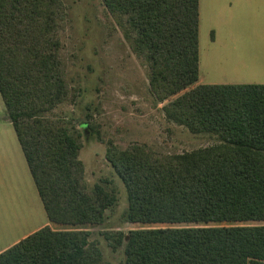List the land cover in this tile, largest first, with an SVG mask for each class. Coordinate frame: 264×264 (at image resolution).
Returning <instances> with one entry per match:
<instances>
[{
    "label": "trees",
    "instance_id": "16d2710c",
    "mask_svg": "<svg viewBox=\"0 0 264 264\" xmlns=\"http://www.w3.org/2000/svg\"><path fill=\"white\" fill-rule=\"evenodd\" d=\"M101 1L147 65L156 99L187 89L162 106L165 117L218 136L212 146L174 154L108 146L127 192V221L194 224L109 233L124 245V264H264V223H244L264 221V84H195L199 0ZM64 17L62 0H0V96L47 218L97 224L113 198L84 180L80 131L44 116L69 96ZM89 236L43 226L0 252V264H98Z\"/></svg>",
    "mask_w": 264,
    "mask_h": 264
},
{
    "label": "rangeland",
    "instance_id": "374dc122",
    "mask_svg": "<svg viewBox=\"0 0 264 264\" xmlns=\"http://www.w3.org/2000/svg\"><path fill=\"white\" fill-rule=\"evenodd\" d=\"M62 1L65 17L59 35L60 53L69 96L44 116L65 120L72 135H76L75 129L80 131L78 158L84 166V180L90 188L102 185L111 194L113 203L106 209L101 223L48 221L0 97V154L8 160L0 174V218L16 221L14 233L9 236L5 226L7 235L4 239L0 237V245L3 242L11 245L45 223L55 230H88L89 241L100 248L98 264H124V245L117 243V233H109L127 235L129 230L141 227L194 224L127 221V192L106 159L108 146L122 149L138 143L161 153L174 154L212 146L218 142V136L191 132L185 125L165 117L162 106L187 89L161 102L156 99L148 83L147 65L133 53L101 0ZM237 1L199 0L201 83L264 84V0H244L250 2L244 15L243 10L238 11ZM226 31H230L227 39L237 42H225ZM17 152L22 156L24 169L15 166Z\"/></svg>",
    "mask_w": 264,
    "mask_h": 264
},
{
    "label": "crops",
    "instance_id": "0c3cea01",
    "mask_svg": "<svg viewBox=\"0 0 264 264\" xmlns=\"http://www.w3.org/2000/svg\"><path fill=\"white\" fill-rule=\"evenodd\" d=\"M237 5H238V11H240V13L242 12L241 10H243V12H242V15H244L243 13H245V11H244V9H245V7H247V5H250V2L248 1L247 3L244 1V0H238L237 2H235ZM232 5V4H231ZM230 11H232V10H230ZM231 15H232V13H231ZM241 16V14L238 16V18ZM233 16H231V17H229V18H232ZM229 32L230 31H226V41L225 42H237V41H234L233 39L230 41V40H228L227 39V36H228V34H229ZM234 34L236 35V33L234 32ZM238 42H240V41H238ZM200 70V69H199ZM197 83H201V79H200V73H199V77H198V82ZM1 97V96H0ZM4 109H5V107H4ZM6 113V112H5ZM11 123V122H10ZM12 124V123H11ZM13 127V126H12ZM16 135V134H15ZM1 138L2 137H0V141H1ZM16 138H17V136H16ZM17 141H18V139H17ZM3 142V141H2ZM19 142V141H18ZM19 146H20V144H19ZM20 149H21V147H20ZM18 151V150H17ZM22 151V150H21ZM22 155H23V152H22ZM16 157H17V159H18V164H15V166L17 167V168H19V169H24V164H23V162H22V156H21V154H20V152H19V154H18V152H17V154H16ZM23 157H24V155H23ZM4 157L0 154V174H3V172H4V169H5V161H8L6 158H4ZM24 159H25V157H24ZM26 161V160H25ZM26 164H27V162H26ZM23 166V167H22ZM27 168H28V166H27ZM28 172H29V169H28ZM29 174H30V172H29ZM30 176H31V174H30ZM31 178H32V176H31ZM32 181H33V179H32ZM33 183H34V181H33ZM34 185H35V183H34ZM35 188H36V186H35ZM36 191H37V189H36ZM37 194H38V192H37ZM38 196H39V194H38ZM40 198V197H39ZM40 201H41V199H40ZM41 203H42V201H41ZM43 205V204H42ZM43 209H44V207H43ZM44 212H45V209H44ZM45 215H46V212H45ZM46 217H47V215H46ZM47 220L48 221H50L48 218H47ZM50 222H52V223H54L53 221H50ZM43 224H45V223H42V224H40V225H38V226H36V227H34L33 229H31L30 231H28L26 234H23V236L24 237H26L27 235H29V234H31L32 232H34V231H36V230H38V229H40L41 227H43V226H49V224H45V225H43ZM16 225V221H15V219L13 218V219H9L7 222L5 221V218L4 217H2V218H0V237H2L3 239H4V237L7 235V231H6V233H5V226H7V230L8 231H10V233L8 234V236L9 235H11V234H13L14 233V231H12V229L14 228V226ZM49 227H51V226H49ZM52 229H53V226L51 227ZM24 237H22V238H24ZM21 238V239H22ZM21 239H19V240H21ZM18 240V241H19ZM18 241H16V242H18ZM15 241H13V244L14 243H16ZM13 244H11V245H13ZM11 245H5L4 244V242L3 243H1V245H0V252H2L3 250H5L6 248H8L9 246H11Z\"/></svg>",
    "mask_w": 264,
    "mask_h": 264
}]
</instances>
